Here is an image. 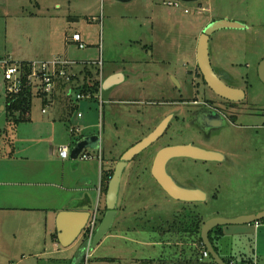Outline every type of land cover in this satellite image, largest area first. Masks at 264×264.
<instances>
[{
	"label": "rangeland",
	"instance_id": "374dc122",
	"mask_svg": "<svg viewBox=\"0 0 264 264\" xmlns=\"http://www.w3.org/2000/svg\"><path fill=\"white\" fill-rule=\"evenodd\" d=\"M168 2L178 3L179 8L167 6ZM224 18L252 28L250 32L223 29L209 41L214 69L231 87L245 92L244 102L234 107L247 115L243 125L248 128L241 136L229 132L225 146L238 152L246 148L249 165L238 161V166L211 168L213 175L194 173L207 195L206 203L197 210L172 200L151 177L149 166L139 169L135 177L126 174L113 227L96 248L90 246L85 231L73 246L63 248L53 240L54 228L48 225L35 246L24 247L15 255L14 264L195 261L203 253L197 227L214 218L235 219L264 208V84L259 79L264 58V0H0V59L10 57L16 63L61 59L69 63L63 68L66 75L56 78L51 94L42 98L33 90L29 121H19L17 114L12 120L0 114V144L5 142L6 133L16 129L14 146L20 142L17 138L27 139L21 143L35 150L31 158L38 154L44 157L41 165L53 173L59 185L48 189V202H52L47 207L60 206L86 192L93 201L96 229L105 214L106 193L100 186L99 153L89 149L90 160H72L73 146L83 137H100L103 164L114 171L120 156L160 121L165 110L156 103L168 99L164 96H179L181 90L185 97L196 95L195 75L185 74L186 70L193 72L195 43L208 19ZM75 33L86 44L84 50L67 43V37ZM119 71L128 74L127 81L108 91L103 101L102 88L96 91L95 83L102 84ZM172 71H176L181 88L168 77ZM74 93L89 98L76 101ZM131 101H142L143 106H131ZM0 104L8 105L1 73ZM8 122L13 130L7 128ZM63 146L70 148L66 160L57 153ZM24 149L28 151L27 146ZM181 173L175 176L187 186L186 174ZM87 180L92 185L86 184ZM187 222L192 234L171 231ZM251 237H225L220 255L229 259L243 251L255 259Z\"/></svg>",
	"mask_w": 264,
	"mask_h": 264
},
{
	"label": "water",
	"instance_id": "95a60500",
	"mask_svg": "<svg viewBox=\"0 0 264 264\" xmlns=\"http://www.w3.org/2000/svg\"><path fill=\"white\" fill-rule=\"evenodd\" d=\"M121 2H129L131 0H119ZM189 2L195 0H180ZM244 26L228 20L214 21L208 24L197 43V64L200 73L207 87L218 97L229 102H242L245 100V92L226 85L215 73L210 61L209 41L210 37L217 31L223 29H240ZM123 79L122 74L112 75L108 77L101 85L102 93L110 91L119 85ZM259 79L264 84V60L259 66ZM102 94V95H103ZM166 124H161L154 132L144 138L140 143L136 144L125 152L120 160L116 163L113 176L111 177L105 196L106 213L97 227L91 242L92 249L96 248L103 238L111 231L115 218L117 216L119 195L121 191L122 178L128 163L137 155L152 145L164 132ZM100 137L89 136L83 137L73 146L70 154L72 160H77L79 156L88 149H98ZM190 157L197 160L215 162L223 160V156L199 150L187 146L170 147L160 151L154 161L151 169L152 177L162 190L173 200L178 202L194 203L205 202L207 200L206 193L200 190L185 189L177 185L174 179L166 170L167 163L174 158ZM90 212L63 211L59 213L56 220L57 239L61 247H71L86 230L91 218ZM264 220V212L252 216H241L235 219L214 218L205 222L201 229V239L204 248L208 251L212 260L216 264H227L222 257L216 252L210 242V233L219 227L228 226H244L251 225Z\"/></svg>",
	"mask_w": 264,
	"mask_h": 264
},
{
	"label": "crops",
	"instance_id": "0c3cea01",
	"mask_svg": "<svg viewBox=\"0 0 264 264\" xmlns=\"http://www.w3.org/2000/svg\"><path fill=\"white\" fill-rule=\"evenodd\" d=\"M220 20H228L242 24L244 27L240 29L247 32L252 30L250 26L239 20H229L225 18ZM214 21L215 20L208 19L204 28ZM67 43H71L69 37H67ZM5 58L3 57L0 59V64L3 60H6ZM9 59L11 60L10 57ZM19 63L28 62L19 61ZM0 73L3 76L2 67H0ZM6 107L0 104V114H6V117L9 116L10 120H12L13 115L8 113ZM29 120L27 119L24 121L26 122ZM7 125L8 129H14L10 122H8ZM2 132L3 128L0 129V133ZM15 132L16 129L6 133L5 142L0 144V264H8L10 262L14 264L13 262L15 261H13V258L15 255H18V252L24 247L31 245L35 246L38 241L41 240L42 235L44 237L43 232L48 225L54 228L52 238L54 241H57L56 243L60 246L57 239L56 227V220L59 213L63 211L91 213V208L93 206L92 198L85 192L72 201H66L60 206L53 205L51 208H48V203L52 202H48V189L50 187H58L59 185L55 184V179H53L54 176H52L53 173L51 171L48 172L46 168L41 165L43 161H40V158L44 157L38 154L36 157L31 158L30 154L35 152V150L30 149L28 143H21L27 142V139L17 138V141L20 142H17V146H14ZM25 146H27L28 151L24 149ZM103 167H106V165ZM47 177H49L48 180ZM101 182L102 173L100 172V186ZM86 184L92 185V182L87 180ZM60 186L63 187V185ZM261 212H264V208L248 211L243 213L245 214L243 216H252ZM234 227L235 228L228 227L223 230V237L217 243L219 251L222 247L221 241L225 237L232 236L247 239L252 236L253 238H251L253 240L251 241L254 243V255L256 256L255 259L252 258L250 260L252 264H264V226L251 224ZM21 258H23V256ZM230 258L234 264H240L243 258L248 259L243 251L240 252L239 256L233 255ZM20 262L19 259L17 263Z\"/></svg>",
	"mask_w": 264,
	"mask_h": 264
},
{
	"label": "flooded vegetation",
	"instance_id": "af4514ba",
	"mask_svg": "<svg viewBox=\"0 0 264 264\" xmlns=\"http://www.w3.org/2000/svg\"><path fill=\"white\" fill-rule=\"evenodd\" d=\"M197 43L194 52L192 53L193 54L192 58L194 59L193 72L190 70L185 71L186 75L193 73L196 77L195 78L196 83L194 85L196 90V95L193 96L192 98L185 97L182 93L183 90H181L179 96L177 97L164 96V98H168V99H164L160 103H156L157 107L165 110L164 112L160 110L162 112L160 121L149 133L143 135L136 143L131 145L125 152H127L130 148H132L136 144L140 143L144 138H146L148 135L154 132L161 124L164 123L166 124L165 130L162 133V135L152 145H150L146 150H144L142 153L134 157L128 163V166L123 174L122 182L126 174H128V176H131L132 173V177L133 175L135 177L137 172H139V169L148 166L150 167V174L152 177L151 169L158 153L170 147L189 146L192 148L213 152L223 156V160L215 161V162H207V161L193 159L190 157H180V158L171 159L167 163L166 170L168 174L177 183V185L185 189L200 190L205 193V191L201 188V186L195 181L193 177L194 173L198 172V176L200 175V173H208L210 175H213L211 172V168L213 169L223 168V167L229 168L236 164L238 166L239 162L241 163V165L244 166L249 165L250 162L249 153L246 148L243 150V152L242 151L238 152L236 150L228 149L225 146L226 145L225 142L227 140V136L229 132L236 133L237 136H241L242 135L241 131L244 128H248L243 125L244 120L247 118L246 117L247 115L244 114L243 112H240L234 107L237 104L243 103L244 101L229 102L227 100H224L216 96L207 87L197 64ZM146 55H148V51L146 52ZM263 60L264 59H262V61ZM155 63L157 64V62ZM211 65L213 67L212 62ZM213 70L215 71L216 75L226 85L231 87L223 78V75L221 73L217 72L214 69V67ZM175 73L176 71H172L171 73H168V77L169 78L172 77L173 80L176 82L177 80L175 79L176 78ZM118 74L123 75V79L120 84L125 83L128 78V74H126L125 72H120V71L115 72L112 73L110 76L118 75ZM176 83L178 84V82ZM179 87L181 88V85H179ZM97 90L98 89H96V91ZM106 93L107 92H105L103 96L101 95L103 101ZM117 103L124 104L126 102L117 101ZM129 104L134 107L143 106L142 101H131L129 102ZM156 104L154 103L152 105L156 106ZM262 115H263L262 119H264V114ZM122 155L120 156V158L122 157ZM208 166H210L209 169L206 168ZM173 168L176 169V172L172 170ZM181 172H185L186 174L188 180L187 186L181 184L175 176ZM206 201L194 202V203H186V202H178V201L176 202L188 206L192 205L193 207H195L194 209L197 210L198 207L204 205Z\"/></svg>",
	"mask_w": 264,
	"mask_h": 264
},
{
	"label": "built area",
	"instance_id": "2783aa9c",
	"mask_svg": "<svg viewBox=\"0 0 264 264\" xmlns=\"http://www.w3.org/2000/svg\"><path fill=\"white\" fill-rule=\"evenodd\" d=\"M167 6L179 8L178 3L168 2ZM204 10H199L198 14H201ZM185 14H188L187 9L184 10ZM69 41L73 44H76L78 49L84 50L87 46L83 42L80 34L75 33L70 38ZM3 79L5 82V95L6 98L10 100H16L25 89L30 90V93L33 94L35 89L38 93L48 95L53 91V86L55 84L56 78L60 76H65L66 73L63 71V68L68 66L67 61H62L61 59L53 60L51 62H35V63H16L10 59L3 60L1 62ZM69 80V79H67ZM102 97V96H101ZM73 98L77 100H82L83 98H89L88 96L76 95L73 94ZM102 100V99H101ZM103 104V102H102ZM45 110H43V113ZM81 115H79V118ZM79 132V129H78ZM89 150V149H88ZM88 150H85L80 156V160L86 161L90 160L92 156L88 153ZM97 156L98 162L100 163L101 173L104 171L103 164V155L101 152V139L98 147ZM70 153V148L67 146L60 147L58 149V156L64 160L68 159ZM96 214H92L87 225L85 232L89 235V240L92 242L93 235L96 231L95 223ZM258 226H264V220L255 223ZM91 246V245H90ZM203 259L209 258V253L205 249L203 250ZM87 253V257H88Z\"/></svg>",
	"mask_w": 264,
	"mask_h": 264
},
{
	"label": "trees",
	"instance_id": "16d2710c",
	"mask_svg": "<svg viewBox=\"0 0 264 264\" xmlns=\"http://www.w3.org/2000/svg\"><path fill=\"white\" fill-rule=\"evenodd\" d=\"M22 64H24V63H22ZM101 85L102 84H100L99 82H96L95 85H94V87H95L94 89L95 90L98 89V87L101 86ZM40 96L42 98H45L44 94H40ZM7 102H8V105H7L6 109H7L9 114H12V115L13 114L14 115L17 114V115H19V117H20L19 121L27 120L28 116L30 115L31 104H32V93H30V90L25 89L24 92L16 100H10V98H7ZM45 103H47V100H45ZM107 169H106V167H104L103 176H102V182H101V185L104 188V192H107L108 183H109L111 177L113 176V172H114L112 170L109 171ZM105 196H106V193H105ZM106 211L107 210H106V206H105V213H106ZM172 230H174L177 233H186L187 232V233L192 234V232H191L192 231V227H191V225L188 222L184 223V226L180 225L178 228L174 227L173 229H171V231ZM197 232L200 235V242L202 243V246H203L202 248H203V250H205L203 242H202V239H201V227H197ZM214 235H216L218 237L217 241H214V239H213ZM222 237H223V227L216 228L209 235L210 242L212 243L214 249L216 250V252L219 255H220V251H219V248L217 246V243ZM222 259L227 264H234L230 257H229V259H226V258H222ZM203 260L205 261V259H203V254H202L201 258L200 259L198 258L195 261H185L184 259H179V260H175V261L165 262L163 260H159L158 264H208V263L216 264L212 260V257L210 255H209V258H208V260H209L208 262H203ZM240 264H252V262H251V260L249 258L248 259L243 258Z\"/></svg>",
	"mask_w": 264,
	"mask_h": 264
}]
</instances>
